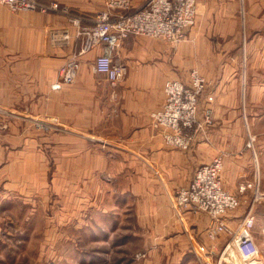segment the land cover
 Instances as JSON below:
<instances>
[{
  "label": "rangeland",
  "instance_id": "1",
  "mask_svg": "<svg viewBox=\"0 0 264 264\" xmlns=\"http://www.w3.org/2000/svg\"><path fill=\"white\" fill-rule=\"evenodd\" d=\"M38 1L52 9L14 11L0 3V203L4 207L0 210L4 258L0 264H209L207 259L217 264L219 252L205 259L195 251L177 256L172 244L159 242L152 234L157 227L147 214L145 199L137 193L136 163L126 159L135 150L125 145L127 134L119 125L116 128L109 120L67 124L57 118L52 84L74 52L69 53L72 44L79 48L81 43L73 19L81 20L79 30L90 25L105 9L106 0ZM253 5L246 1L240 5L239 34L219 35L214 31L217 20L202 18L197 1L195 24L185 37L175 43L157 41L165 44L161 59L174 72L168 79L187 82L193 71L198 72L208 83L204 93L207 100L213 95L208 100L212 103L216 79L201 74L198 65L205 59L219 62L223 51L229 61L244 66L250 77L252 53L258 58L264 50L263 11L254 14ZM67 32L71 33L69 42L64 38ZM128 38L131 41L124 44ZM142 39L146 43L157 40L130 35L120 42L115 59L127 66V73L116 85L106 79L114 91L127 77L130 64L140 59L134 42ZM95 56L96 50L81 58L77 76L94 74L102 82L105 76L93 68ZM262 58L257 60L259 75H263ZM187 72L188 77L182 79ZM102 84L96 83V101L102 100ZM243 101L247 110L264 112V100L256 108L246 98ZM109 107L117 112L118 99ZM209 108L207 137L215 124ZM204 113L200 122L205 120ZM256 129L260 132L248 137L243 126L245 146L219 153L223 186L241 200L227 213L226 221L235 226L252 210L255 238L264 254V123ZM236 150L242 161L231 159ZM226 174L232 176L228 179L233 186Z\"/></svg>",
  "mask_w": 264,
  "mask_h": 264
},
{
  "label": "crops",
  "instance_id": "2",
  "mask_svg": "<svg viewBox=\"0 0 264 264\" xmlns=\"http://www.w3.org/2000/svg\"><path fill=\"white\" fill-rule=\"evenodd\" d=\"M197 1L202 8L200 12L202 18L217 20L214 31L219 35L239 34V8L245 1L254 4L252 6L254 14L259 10L263 11L264 21V0ZM190 34L193 35L191 32ZM158 40L160 39L146 43L142 39L134 42L140 51V59L130 64L129 73L117 91L113 90L106 76L104 77L102 82L105 86L102 84L103 97L100 101H96L95 89L96 83L102 82L96 81L94 74L81 73L72 83L66 84L61 89H52L54 90L52 92L56 93L58 105L56 114L60 121L67 124L74 122L84 124V122L95 123L109 120L111 125H115L116 128V125H119L121 132L127 134L125 145L134 148L135 154H126L132 157L126 159L127 162L136 163V187L139 188L137 193L141 195L142 201L145 199L147 214L151 215L157 227L152 234L159 242L172 244L173 254L181 256V253L184 254L186 251L194 252V246H198L201 241L207 242L203 231L209 218L203 212L194 213L185 210L183 213H177L173 207L172 198L178 188L190 183L197 167L213 160L215 156L221 154L220 151L226 153L228 149L234 150V148L245 146V138L242 135L243 126L248 130L247 135H256L260 132L256 127L261 121L264 123V112L247 110L243 100L245 98L246 101L249 100L252 108H256L261 100H264V50L262 55L258 52L260 55L258 58L255 52L252 53L251 67L254 72L250 77L244 66L240 67L238 63L227 59L226 51H223L219 62H209L205 59L198 65L201 74L209 75L208 77L211 75L216 79L215 99L210 103L206 97L207 92L202 94L198 116L201 118L204 109L211 106L215 124L208 137L205 134L206 130L202 132L199 130L191 147L181 149L166 144L159 130L151 123V112L162 107L165 100L164 83L174 75L173 70H168L161 59L162 47L165 44L157 42ZM130 41L128 38L123 42L126 44ZM77 47L78 45L74 42L69 53L76 51ZM182 51L189 52L186 49ZM259 58L263 59L261 62L263 75L257 74ZM188 74L189 72L182 73L181 78L188 77ZM114 98L118 99L119 108L115 113L109 109ZM114 115L118 116L114 117ZM238 151L231 153L230 156H233L231 159L242 161L243 156ZM236 172L241 174L238 168ZM231 177L226 174L229 184L231 182L228 178L231 180ZM2 205L0 203V210L2 208L4 210ZM6 209L8 211V207ZM223 245L224 240H218L217 251ZM2 259L4 258H1L0 253V262L3 261Z\"/></svg>",
  "mask_w": 264,
  "mask_h": 264
},
{
  "label": "built area",
  "instance_id": "3",
  "mask_svg": "<svg viewBox=\"0 0 264 264\" xmlns=\"http://www.w3.org/2000/svg\"><path fill=\"white\" fill-rule=\"evenodd\" d=\"M0 3L14 11L52 9L38 0H0ZM196 14V0H144L140 4L135 0H106L105 9L90 20V25L79 30L81 20L73 19L78 26L77 38H81V43L67 58L60 78L52 84V88L61 89L72 83L77 77L81 58L94 50V71L116 85L127 73V66L115 59L122 40L130 35H145L175 43L183 39L186 30L195 24ZM64 38L69 42L71 33L67 32ZM207 86L206 79L196 71L191 73L187 82L172 78L166 80L163 86L164 103L150 115L152 126L159 130L166 144L189 149L197 131L206 130L211 110L209 107L205 109L204 122H200L198 111L200 98ZM212 99L213 95L208 96L209 101ZM222 167L221 154L197 167L190 183L175 192L173 207L179 214L188 210L208 215L203 231L207 242L201 241L194 246L199 258H210L219 252L217 264H264V254L254 234L255 216L252 210L235 226L226 221L227 213L237 208L241 200L224 188ZM244 189L241 186L240 191ZM220 239L224 240V245L217 251ZM206 261L210 264L208 259Z\"/></svg>",
  "mask_w": 264,
  "mask_h": 264
}]
</instances>
